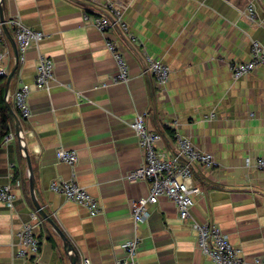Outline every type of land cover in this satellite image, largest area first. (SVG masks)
Instances as JSON below:
<instances>
[{
  "label": "crops",
  "instance_id": "obj_1",
  "mask_svg": "<svg viewBox=\"0 0 264 264\" xmlns=\"http://www.w3.org/2000/svg\"><path fill=\"white\" fill-rule=\"evenodd\" d=\"M1 1L4 21L16 18L44 35L18 64L8 94L30 158L34 197L72 244L76 264L84 258L118 264L123 245L136 238L138 264H213L196 246L193 222L219 227L247 263L264 255V174L254 168L264 156V65L237 81L228 67L249 60L251 41L264 49V0L254 3L257 25L243 17L249 0ZM109 5L120 10L126 30L109 15ZM86 15L108 16L112 26L101 33ZM107 40L128 65L125 84L111 82L116 66ZM41 55L54 64L46 90L33 85ZM148 57L170 69L164 88L148 70ZM21 85L30 88L28 120L12 99ZM140 115L160 135L157 150L167 158L176 152L178 134L218 163L214 171H194L202 195L188 220L166 198L148 206L143 222L131 218V203L149 191L148 183L127 180L144 160L129 126ZM10 134L0 145V184L11 186L15 200L10 208L0 202V264H70L59 236L33 207L15 121ZM59 149L76 152L75 167L57 161ZM71 173L98 203V215L50 191L53 180L67 181ZM33 214L42 223L40 250L36 258L21 259L15 235Z\"/></svg>",
  "mask_w": 264,
  "mask_h": 264
},
{
  "label": "built area",
  "instance_id": "obj_2",
  "mask_svg": "<svg viewBox=\"0 0 264 264\" xmlns=\"http://www.w3.org/2000/svg\"><path fill=\"white\" fill-rule=\"evenodd\" d=\"M254 3L255 0H249L243 11L244 20L250 25H257L258 21ZM108 13L117 23H120L122 29L126 30V25L122 21V14L119 9L109 5ZM85 19L101 33H106L112 26L108 16L89 17L86 15ZM4 25L7 29L10 28V34L16 44L18 64L25 61L28 49L32 44L36 45L39 43L44 38V35L28 28L16 18H11L4 22L0 18V45L4 46L3 51L0 53V77L6 78L9 72L7 63L12 57L3 31ZM105 47L111 54L116 66V73L111 78V82L114 84L127 83L129 70L122 53L114 41L107 40ZM249 56L250 58L246 62L230 63L228 65L231 78L234 81L264 65V49L258 41H251ZM147 64L156 85L159 88H164L170 76L168 66L151 57L147 58ZM53 68L54 64L51 59L42 55L39 56L33 83L36 90H46L48 88L49 83L53 80ZM29 94L30 88L26 85H21L12 98L16 111L23 120H28L31 117L28 105ZM212 118H214V115L208 117V119ZM129 126L134 131L138 146L143 151L144 160L137 169L127 175V180L130 182L144 181L149 185L147 197L131 203V218L134 224L137 225L143 222L149 216L148 206L155 205L160 198H166L174 204L181 220H188L195 199L202 195L201 189L192 182L194 171L196 169L214 171L218 167V163L211 154L198 150L188 139L178 134L176 135V152L167 158L157 150V143L161 137L156 132L147 129L144 123V115L135 117ZM13 137V134H9L4 139V142L10 141ZM55 154L58 162L71 168L75 167L77 163L75 151L59 149ZM254 164L255 169L264 172V156L256 159ZM19 185L20 183L17 181L15 186L18 187ZM49 189L51 192L84 207L90 216L100 213L98 203L84 188L76 183L74 173H71L70 179L67 181L53 180ZM14 200L15 197L11 186L0 184V202L10 208ZM41 224L38 216L33 214L30 222L23 224L17 231L15 237L18 240L17 256L19 258L29 260L38 257L40 241L36 238V232ZM193 229L196 234L197 248L213 264H264V255L256 257L251 263H247L242 258L241 251L230 244L226 236L215 224L193 222ZM138 245L139 240L137 238L127 241L122 247L125 258L118 264H138L135 259ZM80 264L91 263L84 258Z\"/></svg>",
  "mask_w": 264,
  "mask_h": 264
},
{
  "label": "water",
  "instance_id": "obj_3",
  "mask_svg": "<svg viewBox=\"0 0 264 264\" xmlns=\"http://www.w3.org/2000/svg\"><path fill=\"white\" fill-rule=\"evenodd\" d=\"M0 18L1 21L4 22V18H3V10H2V1L0 2ZM3 31L5 34V37L12 49L13 55H14V66L11 69V71L9 72L7 78H6V84H5V97L8 96V87H9V83L11 81V79L13 78L17 68H18V57H17V48H16V44L10 34V31L7 29V27L4 25L3 26ZM6 108L9 111L10 115L12 116L13 120L15 121V125H16V137H18L19 133H21V127H20V123L19 120L16 116V114L14 113L13 109L11 108V106L9 104H6ZM18 140H20L18 138ZM20 146L22 145V142L19 141ZM22 152H23V156H24V160L26 161L27 167H28V171H29V189H30V197H31V201L33 204V207L35 208V210L37 211L38 215L49 225L52 226V228L54 229V231L56 232V234L59 236L60 240L63 243V251L65 253V255L69 256V263L70 264H76L78 261V255L76 253V251L74 250L72 244L70 243V241L68 240V238L62 233V231L53 223V221L49 218V216L44 212V210L42 209V207L37 203L35 197H34V181H33V177H32V172H31V167H30V158L28 157L27 151L24 149V147H21Z\"/></svg>",
  "mask_w": 264,
  "mask_h": 264
},
{
  "label": "trees",
  "instance_id": "obj_4",
  "mask_svg": "<svg viewBox=\"0 0 264 264\" xmlns=\"http://www.w3.org/2000/svg\"><path fill=\"white\" fill-rule=\"evenodd\" d=\"M5 84L6 79L0 77V145L4 142V139L10 134V130L13 126V118L6 108V104L11 106L10 100H6L5 97Z\"/></svg>",
  "mask_w": 264,
  "mask_h": 264
},
{
  "label": "rangeland",
  "instance_id": "obj_5",
  "mask_svg": "<svg viewBox=\"0 0 264 264\" xmlns=\"http://www.w3.org/2000/svg\"><path fill=\"white\" fill-rule=\"evenodd\" d=\"M13 53V52H12ZM18 53V52H17ZM8 74H9V72H8ZM8 76V75H7ZM7 78V77H6ZM5 78V79H6ZM13 98V97H12ZM9 99V94H8V96L6 97V100H8ZM18 138L20 139L19 141H21L22 142V136H21V133H19V135H18ZM21 147H23V143H22V145H21ZM257 170V169H256ZM259 171V170H258ZM259 172H261V171H259ZM261 173H263L264 174V172H261ZM241 256H242V253H241ZM243 258V257H242ZM244 259V258H243Z\"/></svg>",
  "mask_w": 264,
  "mask_h": 264
},
{
  "label": "clouds",
  "instance_id": "obj_6",
  "mask_svg": "<svg viewBox=\"0 0 264 264\" xmlns=\"http://www.w3.org/2000/svg\"><path fill=\"white\" fill-rule=\"evenodd\" d=\"M8 42V41H7Z\"/></svg>",
  "mask_w": 264,
  "mask_h": 264
}]
</instances>
